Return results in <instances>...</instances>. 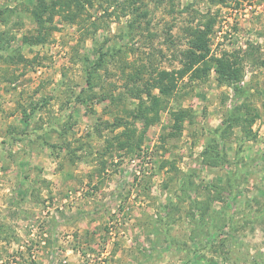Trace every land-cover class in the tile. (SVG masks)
Masks as SVG:
<instances>
[{
	"label": "rangeland",
	"instance_id": "obj_1",
	"mask_svg": "<svg viewBox=\"0 0 264 264\" xmlns=\"http://www.w3.org/2000/svg\"><path fill=\"white\" fill-rule=\"evenodd\" d=\"M0 264H264V0H0Z\"/></svg>",
	"mask_w": 264,
	"mask_h": 264
}]
</instances>
